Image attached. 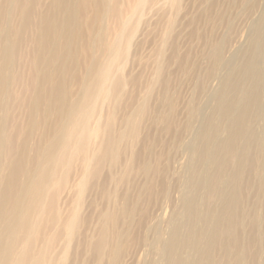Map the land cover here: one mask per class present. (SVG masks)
<instances>
[{"label": "bare ground", "instance_id": "bare-ground-1", "mask_svg": "<svg viewBox=\"0 0 264 264\" xmlns=\"http://www.w3.org/2000/svg\"><path fill=\"white\" fill-rule=\"evenodd\" d=\"M182 1L0 0V264L127 263L196 120L197 103L178 123L182 90L205 93L231 43L217 31L234 29L213 3L198 19L208 35L189 24L203 50L182 55ZM260 1L234 3L252 14ZM239 61L200 133L165 264H264V13Z\"/></svg>", "mask_w": 264, "mask_h": 264}, {"label": "rangeland", "instance_id": "rangeland-1", "mask_svg": "<svg viewBox=\"0 0 264 264\" xmlns=\"http://www.w3.org/2000/svg\"><path fill=\"white\" fill-rule=\"evenodd\" d=\"M213 3L216 4V7L213 9V11L217 9V12L227 14L228 21L234 23L233 32L227 30L226 26L220 27L216 34V40L230 35L231 43L224 55L225 61L223 62V65L216 70L215 77L207 81L206 91L202 96L197 95V85H194L192 83L187 85V87L182 90V95L184 99L183 102L180 104V114L178 118V123H183L186 108L190 109L194 107V105L197 103L199 109L197 108L196 110L197 116L196 120L193 121V127L186 134L181 145L177 147V149L175 148V157L173 156V151V153H171L172 158L167 163V165L170 167V172L168 173L167 186L169 196H171V200L168 197L167 200L169 199V202L167 200L160 203L157 202V204H153L150 207L149 215L151 218L153 217V221H151L149 228H145V231H143L142 233L138 232L139 241L135 245L127 246L126 255H128V257L126 258V264H149L152 259L154 261L161 262L160 264H165L164 255H166V246L168 244L170 234L172 233L174 228H180L183 232H185L187 208L183 204L190 200L192 198V195L195 193L193 191V188L190 186V178L191 173L195 169V154L196 148L198 146L197 144L200 133L202 132V128L206 118L210 115L211 111L216 106V95L219 91L222 90L225 77L230 72H232L234 67H237L239 65L241 50L244 47L248 46L250 40L252 39L254 25L261 19L264 13V0L260 1V5L257 11L252 14H248L246 11L243 12L242 8L239 6V3H234V0H183L181 11L178 16V27L175 32V35L176 33L179 34L178 32H180L181 35L180 40L182 41L179 40L180 42H178V44L182 55L186 54L190 50H203V41L198 40L194 43L190 42L189 31H191V28H193V26L191 27L189 24L193 21H198V19L200 18L199 15H201L204 10H211ZM228 8L231 9L228 11ZM149 18L150 17H146V19ZM200 20L198 21L199 26L197 25V28L200 29V32L204 33L205 35H208L211 29L210 24L206 23L205 19H202L201 21ZM203 26H205L204 29ZM142 29L143 24L141 23L138 28L139 33L138 35H136V39H140L139 35ZM206 29L207 31H205ZM186 37L188 38L187 40ZM203 59L201 60V66L203 67V71L201 72V76L198 78V81L201 79L203 73H205L206 70L209 68V63L207 59ZM214 123L217 124V120H215ZM257 136H259V141H263L264 131L259 130ZM222 137H226L225 132L222 134ZM261 175L264 177V172H261ZM259 214L260 216H264V210H261ZM158 226H160L162 229L163 243L161 245L158 243V245L156 244V239L154 237L156 228ZM198 227H200V224L198 225ZM261 228H264V224H261ZM261 228L260 230H263ZM144 238L146 242L143 241ZM151 244L153 246L150 247ZM256 249L257 247L255 248V250ZM180 251L181 250H178V254H180ZM69 252H72V247ZM181 254L184 258H189L192 255L190 251H184L181 252Z\"/></svg>", "mask_w": 264, "mask_h": 264}]
</instances>
